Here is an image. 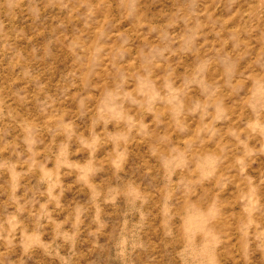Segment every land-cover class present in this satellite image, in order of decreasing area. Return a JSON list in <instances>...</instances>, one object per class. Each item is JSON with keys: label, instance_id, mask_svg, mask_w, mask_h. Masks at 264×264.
Segmentation results:
<instances>
[{"label": "rangeland", "instance_id": "374dc122", "mask_svg": "<svg viewBox=\"0 0 264 264\" xmlns=\"http://www.w3.org/2000/svg\"><path fill=\"white\" fill-rule=\"evenodd\" d=\"M0 264H264V0H0Z\"/></svg>", "mask_w": 264, "mask_h": 264}]
</instances>
